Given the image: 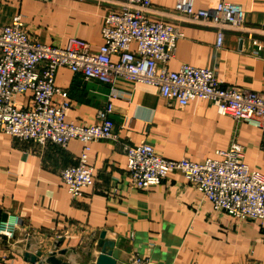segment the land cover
<instances>
[{
	"label": "crops",
	"instance_id": "crops-1",
	"mask_svg": "<svg viewBox=\"0 0 264 264\" xmlns=\"http://www.w3.org/2000/svg\"><path fill=\"white\" fill-rule=\"evenodd\" d=\"M222 1L243 7L246 29L226 30L221 49L216 29L190 22L176 11L177 0H152L147 16L184 34L170 70L177 72L185 64L213 69L224 88L264 93V0H197L196 9L213 10ZM111 10H121L120 3L0 0V26L21 14L36 42L66 48L71 39H79L98 51ZM56 86L68 94L56 101L71 104L69 123L101 125L99 112L113 105L108 119L117 139L91 144L87 164L94 184L73 200L61 172L80 164V141L63 148L0 132V228L8 220L18 222L14 237L0 235V264H46L52 253L68 264H97L102 233L105 242L114 243L116 264H133L138 257L150 264H264V220L243 222L215 211L179 172L147 192L133 189L125 150L147 143L167 159L203 162L219 159L218 152L238 143L249 168L264 175L262 129L220 115L206 100L182 108L145 84L118 80L107 85L60 68ZM17 101L28 108L31 95ZM38 253L36 263L28 260Z\"/></svg>",
	"mask_w": 264,
	"mask_h": 264
},
{
	"label": "built area",
	"instance_id": "built-area-1",
	"mask_svg": "<svg viewBox=\"0 0 264 264\" xmlns=\"http://www.w3.org/2000/svg\"><path fill=\"white\" fill-rule=\"evenodd\" d=\"M108 2L115 0H105ZM121 10H111L102 30L103 45L93 51L90 44L71 39L66 48L34 41L26 29L23 16H14L9 25L0 26V132L21 141L67 148L72 140L84 145L80 164L61 172V178L73 200L81 199L94 184L88 166L91 144L116 140L108 115L113 105L99 112L101 125H77L66 121L71 104L67 92L56 86L60 68H68L86 81L113 85L118 80L155 87L162 99L180 107L194 100H206L220 115L247 123L264 132V93L224 88L215 71L183 65L179 71L169 68L175 58L182 30L147 14L152 0H116ZM197 0H177L176 11L190 22L214 27L217 48L224 45L226 30L245 31L246 12L239 4L222 1L213 10L196 9ZM118 60L114 61L113 58ZM31 95L32 103L21 108L17 98ZM114 98L117 94L113 93ZM129 183L137 191L147 192L161 184L170 173H181L214 210L238 221L264 220V175L245 163V150L238 143L218 152L219 159L193 162L171 160L161 156L154 146L142 143L126 147ZM18 222H5L0 235L14 237ZM133 264H150L136 258Z\"/></svg>",
	"mask_w": 264,
	"mask_h": 264
},
{
	"label": "water",
	"instance_id": "water-1",
	"mask_svg": "<svg viewBox=\"0 0 264 264\" xmlns=\"http://www.w3.org/2000/svg\"><path fill=\"white\" fill-rule=\"evenodd\" d=\"M106 234L102 233L101 240L99 242V246L101 247V254L98 257L97 264H116V260L113 258V242H105ZM66 254V251L60 253V255ZM41 256V253H38L36 256H31L28 260L32 263H36L38 261V257ZM46 264H68L64 262L62 259L58 257L57 253L50 254L45 259Z\"/></svg>",
	"mask_w": 264,
	"mask_h": 264
}]
</instances>
